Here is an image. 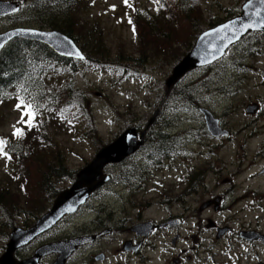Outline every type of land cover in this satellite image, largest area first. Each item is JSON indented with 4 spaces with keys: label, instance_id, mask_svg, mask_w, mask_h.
Returning a JSON list of instances; mask_svg holds the SVG:
<instances>
[{
    "label": "rangeland",
    "instance_id": "1",
    "mask_svg": "<svg viewBox=\"0 0 264 264\" xmlns=\"http://www.w3.org/2000/svg\"><path fill=\"white\" fill-rule=\"evenodd\" d=\"M246 1L195 0L186 16L179 9L168 5L165 0L159 1L161 9L166 2L158 17L159 24L155 25L158 31L167 30L163 39L148 35L146 31L153 23L152 15L156 9L150 0H88L81 2L79 8L73 10L75 14L60 26L64 30L58 31L70 33L77 41V46L85 48L84 54L90 59L86 60V64L80 65V70L75 75L67 76L69 74L61 71L47 76L44 82L52 87L51 92L45 100L40 98L39 105L45 109L40 110V117L37 115L34 120H40L41 124L46 125L36 127L23 140L17 142L20 139L18 136L24 130L22 126L28 120V112L23 104L11 99L9 95L5 101L0 100V141H3L0 144V256L7 244L6 235L14 229L22 228L25 223L31 224L36 220L27 214L35 206L33 200L40 189L43 171L37 166L38 159L45 161V166L50 168L57 165L56 161L59 160L67 171L78 172L92 161L99 150L95 151L88 145L90 137H97L95 141L99 140L104 147L127 128L128 123L125 122L146 117L147 124L152 121L153 112L156 110L155 96L152 93L149 97L148 90L156 88L159 91L161 86L165 89L164 83L170 77L172 69L181 61L174 60L175 54L182 56L184 44L191 40L190 33L194 29L192 24H195L197 30H205L210 22L223 21L229 14L237 16ZM38 5L37 0L27 2L28 8L33 10ZM54 16L57 20L60 16L66 17V14L59 16L53 13L51 17ZM36 17L38 16L35 13L26 12L21 19H25V26L39 30L49 29L48 25L43 24L44 20ZM133 18H137V24L133 23ZM166 18L167 21H163ZM172 23L176 24L175 28ZM6 30L7 25L0 21V34ZM137 30L142 32L138 33V37ZM90 32H95L93 36L104 43L105 54L108 56L104 59L98 58L100 60L97 64L91 60L94 54L90 46L94 45V41H91ZM174 33H177V37H168H173ZM168 40L170 46L174 44L173 50L181 45V51H170L169 44H165ZM155 41L158 42L157 45ZM119 58L137 60L142 65L130 67L125 65L128 60L116 62ZM203 82L205 89L201 91L199 86ZM182 85L185 86L182 91L185 103L187 88L193 98L186 103L187 112L183 114L184 118L181 117L186 132H191L195 140L192 147H187V156L200 153L202 160L199 168L202 176L213 174L205 182L202 181L203 192L186 193V206L200 202L197 207L199 211V207L210 195L222 198L223 206L220 208V205L215 212L200 210L202 224L197 226V221L195 224L188 222L180 233L182 238L177 248L155 254L150 258L151 263L172 264V256L185 250L186 255L193 259L187 261L183 258L182 264H264L263 244L247 243L234 236L235 233L248 230L264 234V33L259 39L249 37L242 40L216 65L191 72L179 86ZM194 86L198 87L195 93L192 92ZM70 93L75 94L69 95ZM253 105L256 106L255 114H246V109ZM199 109L208 111L213 119L230 127V138L216 144L213 137L210 138L206 132V126L201 127L199 122L194 125L192 121L196 120L195 115L203 120ZM17 129L20 131L19 135L16 134ZM22 142L28 144L27 146L34 145V142L38 144L39 150L36 149L31 157L36 161L27 163L19 157L20 151L25 147L20 148ZM6 143L12 150L7 148ZM22 168L29 170L31 176L33 172L38 175L37 178H32L34 183H28L31 186L29 195L19 190L20 185L16 181ZM174 168L183 175L182 180H187L188 167ZM170 175L171 173L168 178L158 176V182L166 184ZM228 177L233 180L231 185L224 184ZM184 184L175 189L181 191ZM71 185L72 181L66 179L58 187L55 186V190L59 195ZM174 190L171 194H174ZM120 194V191L104 187L97 197L109 195L112 199H107L108 201L123 206V211L131 213L129 203L121 204L118 197ZM156 195L157 191L152 185L127 193L133 202L141 203L142 208H148V201L156 199ZM41 199L42 196L39 195L37 201L41 203ZM54 201L55 199L44 204V212L51 209ZM80 216L75 221L45 234L38 246L66 238L74 232V228L83 229L86 214ZM145 216L156 219L162 218L164 214L161 209L152 208ZM198 216L195 215V218H199ZM207 219L215 222L219 230L229 229V235L217 240L216 232L211 228L207 229ZM195 226L200 230L195 229ZM170 236L171 233L166 242H169ZM117 243L118 240L113 239L105 244L111 250V255L115 254ZM122 259L130 264H141L139 259L132 257L123 256ZM117 260L119 259L112 258L105 264H112Z\"/></svg>",
    "mask_w": 264,
    "mask_h": 264
},
{
    "label": "flooded vegetation",
    "instance_id": "2",
    "mask_svg": "<svg viewBox=\"0 0 264 264\" xmlns=\"http://www.w3.org/2000/svg\"><path fill=\"white\" fill-rule=\"evenodd\" d=\"M11 1L20 3V10L14 15L0 18V21H4L7 25V30L5 32L19 29H36L24 25L26 22H23L25 19H21V16H25L26 12L35 13V15L38 16L36 19L40 17L44 20L43 22L52 21L53 18L56 19V16H51L53 13H58V8L55 6L50 5V8H43L44 0H37V5L38 3L39 5L38 8H34V10L28 8V0ZM49 4L46 5L48 6ZM263 33L250 34L244 39L249 37L259 39ZM26 43L37 44L26 39L16 38L8 42L0 51V54L8 50L14 44H18L20 52L22 53L24 50H22V45ZM84 59L85 56L81 60ZM182 81L183 79L170 88L167 87L165 82V89L161 86L159 91H157L156 88L152 89V93L155 96L154 108H156L153 112L152 121L145 125L142 130L132 126L126 128L119 134L120 136L126 130L135 128L137 130L138 139L140 135L143 134L142 146L139 147L135 154L129 156L121 163L108 165L103 170V175L108 178V182L103 185L101 189L105 187L111 190L114 189V191H120L121 194L118 196L120 202L122 205L126 202L129 203L131 206V213L123 211V206L112 204L108 201L107 199H112L109 195L97 197L100 189L90 195L89 199L76 214L65 217L51 230L59 229L63 225L75 221L77 218L81 217L80 215L83 216L86 214V223L83 229L74 228V232L69 234L66 238L52 241H70L80 238L93 239L92 242L79 247L64 264H105V262L112 258L119 259L112 264H130L129 261H124L122 259L123 256L139 259L141 264H147L148 262L154 264L151 263L152 260L150 258L155 254L169 252L170 249L177 248L182 238L180 233L188 222L195 224V221H197V226L202 224L200 210L215 212L220 205V208H222L223 199L215 197L214 195H210L209 199L199 207V211L197 207L200 202L194 203V205L190 203V206H186V193L195 194L200 191L203 192L202 181L205 182L207 178L213 174L208 173L202 176L199 168V164H201L200 161L202 160L200 153H192L190 156H187V147H192L195 144V140L193 139V135L190 134L191 132H186L181 118L183 114L187 112V104L182 96V91L185 89V86H179ZM158 85L160 86V83ZM195 118L196 120L192 121L193 123L199 122L201 127H205L200 116L195 115ZM216 121L221 132H224V135L212 138L217 144L223 139L230 138L231 128L223 126L219 120ZM194 125H196V123ZM119 136H117V138ZM147 136H149L148 140L150 143L146 145L145 140ZM162 137H166V139L162 140ZM112 142H109L107 145ZM191 150H193V148H191ZM196 158L198 159L194 160ZM178 166H181L182 169L188 167L189 173L187 175V180H182L183 175L178 172L177 168H174ZM169 173H171L170 179L166 184L158 182V176L168 178ZM210 179L213 181L216 180L214 178ZM227 179L228 180H225L226 182L224 184L231 185L233 180H231V177ZM183 184L184 187L181 191L175 189L176 187L180 188ZM149 185H152L153 189L157 191V198L148 201L150 205L148 208H142L141 203L136 201L133 202V200L127 196V193H130L132 190H142ZM172 190H174V194H171ZM160 198L161 201L159 200ZM201 207H203V209ZM152 208L161 209L164 216L156 219L146 217V212ZM191 214L193 215L190 216ZM197 214L199 218H195ZM206 222H208L207 229L211 228L216 232L215 237L217 240H220L225 235H229L230 230L222 237H218L217 235L220 231L219 226L210 219H207ZM144 225H148L144 230H134ZM19 229H28L26 223ZM195 229L199 228L195 226ZM146 230L149 231L147 235L143 233ZM193 230L194 229H191V231ZM248 232L254 233L253 235L264 237V234L252 230L238 232L235 233L234 236H237L240 240L247 243L259 242L264 245V242L261 240H253L250 242L240 237L241 233ZM170 233L169 242H166V238ZM9 235L10 233L5 237L7 238V244L9 242ZM46 235L37 238L29 246L16 250L12 255L13 259L17 262H24L33 257L35 250L41 246H38V243ZM113 239H117L119 243H117V248L114 250L115 254L111 255V250L106 248L105 244ZM6 245L4 253L6 251ZM183 258L187 261L193 259L190 255H186L185 250H182L177 255L172 256L171 263L182 264ZM57 259L58 256L52 254L41 259L39 264H54Z\"/></svg>",
    "mask_w": 264,
    "mask_h": 264
},
{
    "label": "water",
    "instance_id": "3",
    "mask_svg": "<svg viewBox=\"0 0 264 264\" xmlns=\"http://www.w3.org/2000/svg\"><path fill=\"white\" fill-rule=\"evenodd\" d=\"M20 3L0 0V18L18 13ZM264 32V0H247L241 7L240 14L218 26L202 32L194 43L191 51L173 68L166 85L170 88L178 83L188 73L210 67L220 61L226 52L248 34ZM26 39L47 46L57 56L65 59L81 60L84 55L74 42L58 32H46L33 29L12 30L0 35V51L13 39ZM256 106L246 109L247 114H253ZM203 115L208 133L212 137L224 135L218 123L208 111L200 110ZM143 134L137 138V130L130 128L122 133L111 144L100 149L92 161L76 174L75 182L61 192L53 202L51 209L42 215L35 224L27 229H14L9 235V242L5 253L0 257V264H39L47 256L56 254L54 264H64L66 260L79 248L93 241L80 238L70 241H57L37 248L33 257L17 262L13 253L30 245L38 237L50 232L62 219L75 214L89 199L90 195L108 182L103 170L108 165L119 164L129 156L135 154L142 146ZM148 225L140 226L135 231L144 230ZM229 229L220 230L218 237H222ZM145 235L149 231L143 232ZM254 233H241L240 237L246 241L261 240L264 237Z\"/></svg>",
    "mask_w": 264,
    "mask_h": 264
},
{
    "label": "trees",
    "instance_id": "4",
    "mask_svg": "<svg viewBox=\"0 0 264 264\" xmlns=\"http://www.w3.org/2000/svg\"><path fill=\"white\" fill-rule=\"evenodd\" d=\"M88 1V0H50V5L55 6L59 8V16L60 14H66V17L60 16L59 19L55 20V18L46 22H43V24L46 26L48 25L49 29L52 30H60L63 31L64 28H60L62 26V23H66L71 16L75 14L73 10L75 8H79L81 2ZM156 5V9L154 10V14L152 15L154 17L153 23L148 27L147 33L148 35L155 36L156 38H165L167 30L163 29L161 31H158L157 27L155 25H158V17H160V12L162 9L165 8L166 2L168 5H171L172 7H175L176 9H179L180 13L183 15H188L191 10V6L194 3L195 0H165L166 2L163 5V8L161 9L160 5L158 4L159 1L164 0H150ZM246 1V0H245ZM45 8V7H43ZM189 10V13L188 11ZM151 17V16H149ZM231 14L225 18L223 21L218 22H210L206 29L213 28L226 20H229L233 18ZM137 18H133V23L137 24ZM163 21H167V18ZM53 22V23H52ZM145 23V21H144ZM173 28H175L176 24H171ZM194 26V29L190 33L191 40L189 42H186L184 44V50L182 56L175 54L176 62L179 60H182V58L191 51L197 37L204 32L205 30H197L195 27V24H192ZM138 26V25H137ZM191 28V27H190ZM192 29V28H191ZM151 30L156 31L155 33H152ZM68 33V32H67ZM138 33H142L140 31H136V36L138 37ZM95 32H90V38L91 41H94V45L90 46V49L93 51V58L91 57V60L97 64L98 58H107L108 56L105 54V47L104 43H102L100 40H97L93 35ZM177 33L172 34L173 37H170L171 39L174 37H177ZM70 36V34H67ZM150 38V36H149ZM179 38V37H178ZM86 39V38H84ZM178 42L180 43L181 40L179 39ZM155 45L158 44L157 41L154 42ZM86 44V41H85ZM165 44H169V50L170 51H181V45L178 46L175 50H173L174 44L172 43L170 46L169 40ZM172 47V49H171ZM24 49V50H23ZM85 52V48H82ZM23 52H20V48L18 44H14L12 47H10L8 50H5L2 54H0V100L5 101L8 97H11V99H15L19 101L20 104H23L27 112H30L32 114L31 116V124L29 125L28 120L25 121L26 124H23L22 127H24V130H22V134L18 137H20L19 141L23 140L27 134L33 132L36 127L41 128V126H45L44 124H41L40 120H37L34 122V120L37 118V115L40 117L41 113L39 114L40 110L44 111L45 108L41 107L39 105V100L42 98V101L45 100L48 96V93L51 92V86L47 83H45V79L48 75H52L53 73L57 74L61 71L64 72V74H69L67 76L75 75L80 70L81 64H86V60L90 59L89 56L86 54L84 60L79 61H73V60H65L57 56L52 50H50L47 46L42 44H30L26 43L22 45ZM121 60H128V59H118L116 62H120ZM102 65V63L100 64ZM99 65V66H100ZM125 65H128L130 67H136L141 66L142 62H139L137 60H128V63H125ZM98 66V67H99ZM127 69V67L125 68ZM66 71V72H65ZM206 82V81H205ZM203 82L199 89L203 91L205 89ZM198 89L197 86H194L192 89V92L195 93V91ZM50 90V91H49ZM15 94V95H10ZM75 93H70L69 95H74ZM152 94V90H148V95ZM191 91L187 88L185 90V96H186V103L193 100L191 97ZM60 96V93H58ZM81 94H79L80 96ZM23 102V103H21ZM57 103V102H56ZM30 105V107H29ZM52 106V105H51ZM155 107V106H154ZM36 114V115H35ZM35 116V117H34ZM148 118H143L141 120H130L126 125L127 128L135 126L138 127L139 130H142L145 125H147ZM26 129V130H25ZM119 136V135H118ZM117 138V137H116ZM98 138L90 137L89 141L87 142L90 147H92L95 151L98 149L100 150L103 146V143L100 144L99 140L98 142L95 141ZM149 136L146 137L145 143L146 145L149 142ZM166 137H162V140H165ZM8 143H6L7 146ZM34 145H29L22 142L20 145L25 146L24 149H22L21 155L19 157L27 163H31L33 161H36L35 159H31V157L36 153L38 148V144L36 142L33 143ZM107 145V144H106ZM49 147H51L49 145ZM9 150H12V147H8ZM37 149V150H36ZM98 152V151H97ZM19 154V152H18ZM8 155H12V153H8ZM39 161V162H38ZM37 161L38 168L42 169L43 174L40 181V189L37 195H35L36 199L33 200V205L35 203V206L30 211V214H27L28 216L31 215V217L35 218L36 220L42 216L45 212V203L47 201H52L56 198L57 191L55 190V186L58 187L59 183L65 181L66 179L71 180L72 182L75 181V174L76 172H70L65 169V167L61 164L59 160L56 161L57 165L53 166L52 168L45 166V161L41 162L40 159ZM25 168V167H24ZM22 168V172L17 174L16 181L20 185L19 190L25 194H30L31 186L28 184L29 182L34 183L35 180L32 178H37V172H33L31 176V172L27 169ZM27 193V194H26ZM41 195V203L37 201V197ZM15 211V210H14ZM20 214L21 212H17ZM29 220V219H28ZM34 224L26 223L27 228L31 227Z\"/></svg>",
    "mask_w": 264,
    "mask_h": 264
},
{
    "label": "snow or ice",
    "instance_id": "5",
    "mask_svg": "<svg viewBox=\"0 0 264 264\" xmlns=\"http://www.w3.org/2000/svg\"><path fill=\"white\" fill-rule=\"evenodd\" d=\"M125 2H127V0H125ZM21 103H23V102H21ZM17 107H20V105H17ZM29 107H30V105H29ZM26 115L28 116V123L30 125L31 124V116H32V114L30 112H28V113H26ZM16 134L17 135L20 134L19 129H17ZM2 143H3V141H0V144H2Z\"/></svg>",
    "mask_w": 264,
    "mask_h": 264
}]
</instances>
